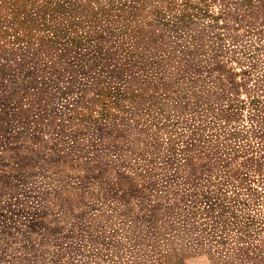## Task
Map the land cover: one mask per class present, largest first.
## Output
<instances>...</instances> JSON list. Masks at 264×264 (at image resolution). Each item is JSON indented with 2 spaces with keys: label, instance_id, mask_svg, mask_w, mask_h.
<instances>
[{
  "label": "rangeland",
  "instance_id": "rangeland-1",
  "mask_svg": "<svg viewBox=\"0 0 264 264\" xmlns=\"http://www.w3.org/2000/svg\"><path fill=\"white\" fill-rule=\"evenodd\" d=\"M262 90L264 0H0V264H264Z\"/></svg>",
  "mask_w": 264,
  "mask_h": 264
},
{
  "label": "trees",
  "instance_id": "trees-1",
  "mask_svg": "<svg viewBox=\"0 0 264 264\" xmlns=\"http://www.w3.org/2000/svg\"><path fill=\"white\" fill-rule=\"evenodd\" d=\"M234 81L232 80L233 83H234ZM261 93H264V90H262ZM246 102L248 104V110L250 112V116L252 118L259 117L258 114H261L260 111H261V107L264 106V100L260 97H252ZM230 104H232V102ZM230 107L231 106H228L227 108L224 109L226 111L224 116L229 117L231 112H229L228 109ZM221 111H223V109H221ZM259 124H261L263 127L262 129L259 130V132H260V137L263 138V140H264V121L259 123ZM231 159L232 158H229V160H231ZM241 164H243V161ZM244 164H246L247 168L249 169L247 171V173L250 172L251 174L252 173L255 174L254 178L257 180L258 183H261V185L264 186V146H263L262 152L259 153V155H255L253 153V155L251 157H249L247 159V161H244ZM227 170L229 171V174L226 176L227 180L231 181L233 183V185L236 183V185L242 186L241 185L242 183H248V182L252 181V177H244L243 175L240 176L239 172L234 173L231 168H227ZM239 170L240 169H238L237 171H239ZM258 196L259 195H257V197ZM250 199H251L250 197L244 198V199H236L235 202H237L239 204L242 201L243 207L248 208L249 203H250ZM219 207L222 208L223 211L225 212V210L228 208V205L225 206V204H221V205H219ZM256 214H258V213H256ZM254 220L264 222V213H263V217H260V219L256 218V216L253 214L248 215V222H247L248 224H250Z\"/></svg>",
  "mask_w": 264,
  "mask_h": 264
}]
</instances>
